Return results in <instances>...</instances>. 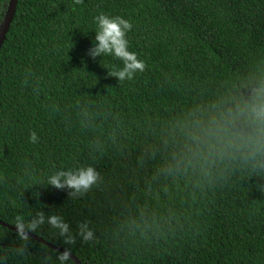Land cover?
<instances>
[{"label":"trees","instance_id":"16d2710c","mask_svg":"<svg viewBox=\"0 0 264 264\" xmlns=\"http://www.w3.org/2000/svg\"><path fill=\"white\" fill-rule=\"evenodd\" d=\"M99 14L132 24L145 69L131 81L89 55ZM257 102L264 0H18L0 49V219L61 216L74 243L47 223L25 230L82 264H264ZM89 165L99 179L82 195L47 185ZM60 254L0 225V264Z\"/></svg>","mask_w":264,"mask_h":264},{"label":"clouds","instance_id":"9594fccd","mask_svg":"<svg viewBox=\"0 0 264 264\" xmlns=\"http://www.w3.org/2000/svg\"><path fill=\"white\" fill-rule=\"evenodd\" d=\"M96 25L94 42L89 49V55L93 58L101 56H113L120 60L122 67L116 71L108 72V75L116 77L117 81H131L138 72H143L145 62L138 58L134 51L130 50L129 42L126 38L127 33L132 29L129 20L120 16H108L99 14L94 17ZM255 118L264 119V102H257L252 107ZM31 142L37 141V135L32 132ZM99 179L98 171L92 166L79 167L76 169L57 170L47 178V185L56 189H68L69 195L75 197L82 195L92 188ZM17 228L22 235H25V229L36 230L40 225L47 223L52 229L58 231L61 237L69 244L74 243L70 225L58 215H48L45 217L43 212H38L27 223L17 218ZM76 236L83 241H90L94 238V233L89 227L88 222H81L77 225ZM60 264H70L69 252L66 250L58 256Z\"/></svg>","mask_w":264,"mask_h":264},{"label":"water","instance_id":"95a60500","mask_svg":"<svg viewBox=\"0 0 264 264\" xmlns=\"http://www.w3.org/2000/svg\"><path fill=\"white\" fill-rule=\"evenodd\" d=\"M17 1L18 0H9L8 1L7 8H6L5 13L3 15V18H2V20L0 22V49H1L2 45H3V42H4L5 37H6V34H7L8 30H9V27H10V24H11V22L13 20L14 13L16 11ZM0 225L4 226V227H7L10 230H13L15 232L20 233V231L18 230V228L16 226L11 225L9 223H6L5 221H3L1 219H0ZM25 236L31 237L34 240H36V241H38V242H40L42 244H45L48 247H50V248H52L54 250H57V251H59L61 253L66 251V249H64V248H62V247H60L58 245H55V244L43 239L42 237L37 236L36 234L31 233V232H29L27 230H25ZM69 256H70V259L75 264H82V262L76 256H74L71 252H69Z\"/></svg>","mask_w":264,"mask_h":264}]
</instances>
